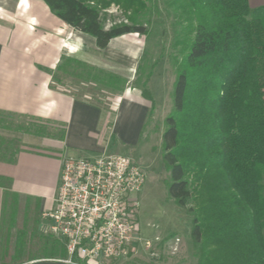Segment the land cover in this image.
Returning a JSON list of instances; mask_svg holds the SVG:
<instances>
[{
  "label": "trees",
  "instance_id": "trees-1",
  "mask_svg": "<svg viewBox=\"0 0 264 264\" xmlns=\"http://www.w3.org/2000/svg\"><path fill=\"white\" fill-rule=\"evenodd\" d=\"M42 1L64 23L93 37L99 49L117 36L144 33L135 17L146 8L147 0ZM177 2H183L177 7L186 15V28L192 27V33L182 42L172 108L161 135L162 160L169 175L166 191L191 215L196 264H264V9H251L247 0ZM111 4L121 8L132 24L120 22L105 28L100 10ZM155 63L140 89L150 103L148 114L155 105L147 88ZM94 71L102 75L105 87L118 95L123 92L125 78L69 56H61L51 87L57 89L67 76L87 81L95 77ZM99 106L110 113L107 125L111 126L114 111ZM15 129L49 134L46 123ZM8 142L0 138V159L14 162L19 141ZM0 186L6 189L2 205L10 198L12 219L15 204L29 209L8 191L9 184L3 186L0 181ZM26 222H21L25 228L14 227L11 220L8 224L6 242L12 241V256L21 258L14 264L34 257H66L57 239L40 237L36 221ZM32 249L35 254L29 253Z\"/></svg>",
  "mask_w": 264,
  "mask_h": 264
},
{
  "label": "crops",
  "instance_id": "crops-1",
  "mask_svg": "<svg viewBox=\"0 0 264 264\" xmlns=\"http://www.w3.org/2000/svg\"><path fill=\"white\" fill-rule=\"evenodd\" d=\"M40 1L43 4L37 0H0V114L25 117L27 124L46 123L49 131L40 136L15 129L24 137L12 136L19 141L18 151L14 162L0 159V181L3 186L9 184L8 191L16 194L22 206H28L30 223L36 221L38 228L41 213L53 205L63 157H93L125 150L123 154L141 164L126 152L137 147L150 108L140 92L125 91L108 126V111L53 89L52 73L61 56L96 64L84 55L83 37H88L98 51L106 49L112 39L105 48H97L93 37L74 30ZM247 1L251 9H264V0ZM8 140L4 141L9 144ZM5 190L0 186V207ZM62 259L34 257L18 264H65Z\"/></svg>",
  "mask_w": 264,
  "mask_h": 264
},
{
  "label": "rangeland",
  "instance_id": "rangeland-1",
  "mask_svg": "<svg viewBox=\"0 0 264 264\" xmlns=\"http://www.w3.org/2000/svg\"><path fill=\"white\" fill-rule=\"evenodd\" d=\"M181 3L183 4V2L176 3V0H147L146 8L135 17L136 23L144 26V33H126L117 36L104 50L94 49L88 37H83L84 55L89 61L96 63L88 65L126 79L125 88L120 95L105 87L100 82L102 75L97 74L96 71H94L95 77L91 76L87 81L83 78L67 76L62 84L57 85L60 91L115 111L125 91L133 94L140 92L150 66L156 62L147 81V88L155 102L154 109L144 120L137 147L130 148L129 152H126L140 160L141 164L138 162L137 164L145 176L142 189L137 194L136 204L139 239L135 250L129 253L127 259L118 261L107 259L101 261L102 264H133L135 261L150 264H196L197 262L190 237L191 215L168 196L166 183L169 181V175L162 160L161 135L164 130V119L172 108L171 92L176 66L184 50L182 42L192 33V27L186 28L189 23L186 15L177 7ZM37 4L43 3L37 0ZM100 16L105 28L120 22L132 24L121 8L113 4L101 9ZM121 117L123 127L124 114ZM0 120V137L4 140L13 139L12 136L24 137L15 130V126L27 125L29 121L25 117L0 114ZM123 153L125 150L118 154ZM10 204L8 198L6 204H1L0 207V264H14L21 259L12 256L10 249L12 241L6 242L10 220L16 228H25L21 226V222L25 220L30 224L31 220L28 211L25 210L24 214L16 204L12 219L9 214ZM29 227L30 225L27 228ZM37 235L43 238L52 236L41 224L39 228L37 227ZM54 238L63 245L58 238ZM146 241L150 243L148 247L145 246ZM26 253L28 252L21 257L23 258ZM29 253L35 254V250H29Z\"/></svg>",
  "mask_w": 264,
  "mask_h": 264
},
{
  "label": "built area",
  "instance_id": "built-area-1",
  "mask_svg": "<svg viewBox=\"0 0 264 264\" xmlns=\"http://www.w3.org/2000/svg\"><path fill=\"white\" fill-rule=\"evenodd\" d=\"M144 179L141 167L123 154L61 159L53 205L40 224L63 243L65 264L127 259L139 239L136 204Z\"/></svg>",
  "mask_w": 264,
  "mask_h": 264
}]
</instances>
